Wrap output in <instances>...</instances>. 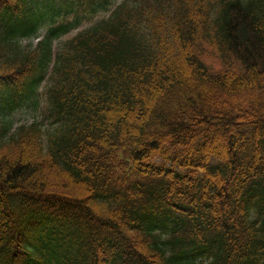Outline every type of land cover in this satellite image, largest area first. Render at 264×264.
Returning a JSON list of instances; mask_svg holds the SVG:
<instances>
[{"label": "trees", "instance_id": "1", "mask_svg": "<svg viewBox=\"0 0 264 264\" xmlns=\"http://www.w3.org/2000/svg\"><path fill=\"white\" fill-rule=\"evenodd\" d=\"M111 2L0 0V264H264V0Z\"/></svg>", "mask_w": 264, "mask_h": 264}, {"label": "rangeland", "instance_id": "2", "mask_svg": "<svg viewBox=\"0 0 264 264\" xmlns=\"http://www.w3.org/2000/svg\"><path fill=\"white\" fill-rule=\"evenodd\" d=\"M118 1L119 0H112V2L110 4V8H112L113 5L115 3H117ZM102 14H99L98 16H100ZM88 15H89V12H85V10H83V9L79 11V17L81 18L80 19L81 21L79 23V27L82 28V27L86 26V24H88L87 21H86V19L88 18ZM43 31H41L42 33L39 34L38 39L40 37H42ZM74 32H72L68 36L72 35ZM65 37L66 36H64L63 38H65ZM38 39L37 38L31 39L30 42H32V44H36ZM26 42H27V40L24 41V43H26ZM57 42L58 41L53 42L54 45L57 44ZM49 80H48V76L45 77V79L42 81V83L39 86V88L35 90L34 95H32V98L29 99V100L24 101L22 105H20L18 108H16L14 110V112L9 115L10 119L12 121H14V123H13L14 125H15L16 122L31 121V119L34 116L38 117V115L40 114L38 112L39 106H41V104H42V102L44 100L45 86L49 82Z\"/></svg>", "mask_w": 264, "mask_h": 264}]
</instances>
